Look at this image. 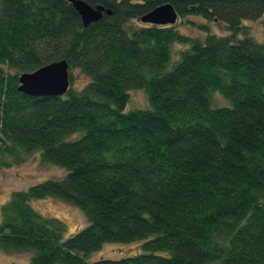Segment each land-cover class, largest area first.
Instances as JSON below:
<instances>
[{"label":"trees","instance_id":"1","mask_svg":"<svg viewBox=\"0 0 264 264\" xmlns=\"http://www.w3.org/2000/svg\"><path fill=\"white\" fill-rule=\"evenodd\" d=\"M84 1L111 13L84 26L68 0H0V171L34 152L66 171L11 193L0 249L30 264H264V40L245 24L264 18V0ZM164 3L227 34L137 21ZM60 60L65 94L19 90L22 73ZM134 89L147 104L125 111ZM48 197L80 208L86 226L65 238L30 205Z\"/></svg>","mask_w":264,"mask_h":264},{"label":"rangeland","instance_id":"2","mask_svg":"<svg viewBox=\"0 0 264 264\" xmlns=\"http://www.w3.org/2000/svg\"><path fill=\"white\" fill-rule=\"evenodd\" d=\"M264 18L253 21H245L250 33L258 40H264L263 21ZM177 29L188 36L204 37L205 29L200 25H208V31L218 35L227 34L224 25L218 21H207L202 17L191 16L178 20ZM181 45L173 46V54L181 48ZM176 56V55H175ZM174 58V55L171 59ZM73 84L78 88L85 82V76L79 71H73ZM215 102H222L220 94L214 95ZM146 94L142 89H134L130 92L129 101L125 111L134 109V107H144L147 104ZM65 169L54 165H43L40 162L39 152L31 154L26 161L5 168L0 171V220L1 206L7 201L14 191L25 190L32 185L38 184L46 179H58L64 176ZM30 205L40 214L47 217H54L61 220L65 225L64 237L67 238L72 233L83 228L87 220L83 212L76 205L60 200L58 198L48 197L36 199L30 202ZM140 241H133L126 244L107 243L97 251L90 253L89 258L94 259L101 256H118L123 252L131 253L138 250ZM31 253L29 252H12L6 253L0 249V264H30Z\"/></svg>","mask_w":264,"mask_h":264},{"label":"water","instance_id":"3","mask_svg":"<svg viewBox=\"0 0 264 264\" xmlns=\"http://www.w3.org/2000/svg\"><path fill=\"white\" fill-rule=\"evenodd\" d=\"M78 12L84 26L97 21L103 13L111 11L102 5H89L84 0H68ZM137 21L154 25H174L178 15L170 3L154 7ZM69 88V69L65 60L51 62L35 71L25 72L19 76V90L30 96L57 97L66 93Z\"/></svg>","mask_w":264,"mask_h":264}]
</instances>
